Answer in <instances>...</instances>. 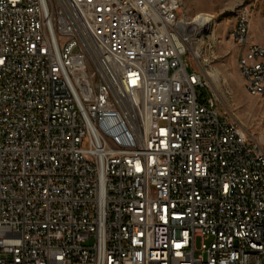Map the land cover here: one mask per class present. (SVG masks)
Instances as JSON below:
<instances>
[{"label":"built area","instance_id":"obj_1","mask_svg":"<svg viewBox=\"0 0 264 264\" xmlns=\"http://www.w3.org/2000/svg\"><path fill=\"white\" fill-rule=\"evenodd\" d=\"M194 35L174 0H0V264H264V140L200 98Z\"/></svg>","mask_w":264,"mask_h":264},{"label":"rangeland","instance_id":"obj_2","mask_svg":"<svg viewBox=\"0 0 264 264\" xmlns=\"http://www.w3.org/2000/svg\"><path fill=\"white\" fill-rule=\"evenodd\" d=\"M245 10L249 11L248 42L264 46V0H185L183 11L189 20L194 21L201 12L214 16L212 23L193 40L194 48L201 51L206 62L202 59L200 68L192 54L185 60L189 71L199 72L207 81L205 87H197L200 98L207 101L217 95L219 108L229 109L240 126L263 141L264 96L247 92L238 68L242 50L229 35L239 13Z\"/></svg>","mask_w":264,"mask_h":264},{"label":"bare ground","instance_id":"obj_3","mask_svg":"<svg viewBox=\"0 0 264 264\" xmlns=\"http://www.w3.org/2000/svg\"><path fill=\"white\" fill-rule=\"evenodd\" d=\"M174 2H177L178 4V14H180L183 17V21L188 22V24L192 26V29L195 30V35L192 36V44H193V40L195 39V37L197 38L201 33V31L203 32L204 27H207L212 23L214 16L213 14L211 15L209 13L206 14L204 12H201L196 16L194 21L189 20L184 16L183 10L185 5V0H174ZM247 17H248V10L241 11L239 13L236 24L232 27V29L229 32L230 37L231 35H234L235 30L237 29V24H246V28H248L249 20H247ZM233 42L238 44L241 50L243 49V52H241L242 54L238 57V68L243 78L244 86L249 94L256 96V92H254V86H253L254 78L252 75H248L245 72V67L242 64L243 60H247V51H244L243 43H245V49H252V43L248 42L247 31H240V41H233ZM197 54L200 55L198 56V63H201V60L203 59L201 51L197 50ZM202 61L206 62V59H203ZM212 75L216 76L217 74L213 72ZM203 82H206L207 85V81L204 79V77H203ZM227 93L229 94L230 92L226 91V94ZM214 98H215L213 102L214 115H216L217 118H225V120H233L235 122V126H240L236 122L237 120L233 117L229 109L222 110L221 108H219V105L217 104L219 102L218 101L219 97L216 95L214 96ZM261 139L264 140V136H262ZM243 249H245V251L248 252V254H257V246L254 245L250 237H243Z\"/></svg>","mask_w":264,"mask_h":264},{"label":"crops","instance_id":"obj_4","mask_svg":"<svg viewBox=\"0 0 264 264\" xmlns=\"http://www.w3.org/2000/svg\"><path fill=\"white\" fill-rule=\"evenodd\" d=\"M254 42V41H251V43ZM255 43V42H254ZM242 52H243V49H242Z\"/></svg>","mask_w":264,"mask_h":264}]
</instances>
